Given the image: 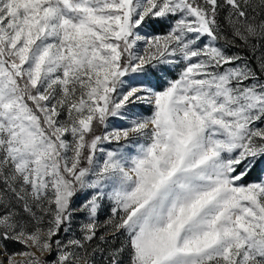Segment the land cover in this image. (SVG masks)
Listing matches in <instances>:
<instances>
[{"label":"snow or ice","instance_id":"obj_1","mask_svg":"<svg viewBox=\"0 0 264 264\" xmlns=\"http://www.w3.org/2000/svg\"><path fill=\"white\" fill-rule=\"evenodd\" d=\"M0 264H264V0H0Z\"/></svg>","mask_w":264,"mask_h":264},{"label":"rangeland","instance_id":"obj_2","mask_svg":"<svg viewBox=\"0 0 264 264\" xmlns=\"http://www.w3.org/2000/svg\"><path fill=\"white\" fill-rule=\"evenodd\" d=\"M104 219V215L103 214H101V220H103Z\"/></svg>","mask_w":264,"mask_h":264}]
</instances>
